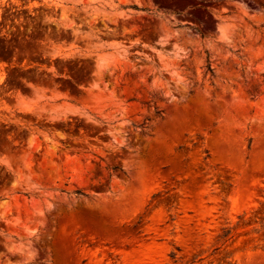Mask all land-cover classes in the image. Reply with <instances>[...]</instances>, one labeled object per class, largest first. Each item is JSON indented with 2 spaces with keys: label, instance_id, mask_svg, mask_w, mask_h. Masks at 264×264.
I'll use <instances>...</instances> for the list:
<instances>
[{
  "label": "rangeland",
  "instance_id": "obj_1",
  "mask_svg": "<svg viewBox=\"0 0 264 264\" xmlns=\"http://www.w3.org/2000/svg\"><path fill=\"white\" fill-rule=\"evenodd\" d=\"M0 264H264V0H0Z\"/></svg>",
  "mask_w": 264,
  "mask_h": 264
},
{
  "label": "trees",
  "instance_id": "obj_2",
  "mask_svg": "<svg viewBox=\"0 0 264 264\" xmlns=\"http://www.w3.org/2000/svg\"><path fill=\"white\" fill-rule=\"evenodd\" d=\"M207 71L210 72L211 74L214 73V70L210 65L207 66ZM117 168H119V167H117ZM117 168H115V169H117Z\"/></svg>",
  "mask_w": 264,
  "mask_h": 264
}]
</instances>
